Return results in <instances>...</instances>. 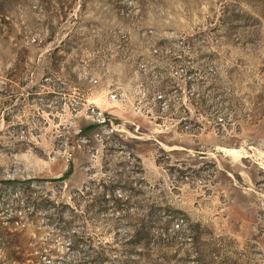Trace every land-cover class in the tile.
I'll list each match as a JSON object with an SVG mask.
<instances>
[{
  "label": "rangeland",
  "instance_id": "374dc122",
  "mask_svg": "<svg viewBox=\"0 0 264 264\" xmlns=\"http://www.w3.org/2000/svg\"><path fill=\"white\" fill-rule=\"evenodd\" d=\"M0 264H264V0H0Z\"/></svg>",
  "mask_w": 264,
  "mask_h": 264
},
{
  "label": "bare ground",
  "instance_id": "6f19581e",
  "mask_svg": "<svg viewBox=\"0 0 264 264\" xmlns=\"http://www.w3.org/2000/svg\"><path fill=\"white\" fill-rule=\"evenodd\" d=\"M234 151V150H233ZM232 153V151H230Z\"/></svg>",
  "mask_w": 264,
  "mask_h": 264
},
{
  "label": "built area",
  "instance_id": "2783aa9c",
  "mask_svg": "<svg viewBox=\"0 0 264 264\" xmlns=\"http://www.w3.org/2000/svg\"><path fill=\"white\" fill-rule=\"evenodd\" d=\"M114 98V96H112Z\"/></svg>",
  "mask_w": 264,
  "mask_h": 264
}]
</instances>
